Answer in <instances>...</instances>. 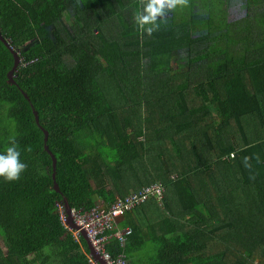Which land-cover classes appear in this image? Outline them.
<instances>
[{
    "label": "trees",
    "instance_id": "1",
    "mask_svg": "<svg viewBox=\"0 0 264 264\" xmlns=\"http://www.w3.org/2000/svg\"><path fill=\"white\" fill-rule=\"evenodd\" d=\"M146 3L0 0L19 60L11 84L0 39V152L15 141L26 165L0 178V264H88L58 205L146 190L113 261L264 264V0L232 21L230 0H184L151 35Z\"/></svg>",
    "mask_w": 264,
    "mask_h": 264
},
{
    "label": "built area",
    "instance_id": "2",
    "mask_svg": "<svg viewBox=\"0 0 264 264\" xmlns=\"http://www.w3.org/2000/svg\"><path fill=\"white\" fill-rule=\"evenodd\" d=\"M156 194L161 195L163 191L159 188H152ZM150 191L146 190L142 195L140 193L137 196L128 195L124 198H116L113 204L106 209H91L89 211H76L71 210L70 215L73 223L86 234L87 239L91 245L94 254L103 261L104 264H124L121 255L114 261L110 258L109 254L105 250V246L111 234L115 230V221L118 217L125 212L131 211L137 204L146 199L145 194L148 195ZM60 213V221L64 227H66V216L63 214V207L58 206ZM78 232H75L77 234ZM129 233L128 229H124L122 232L116 230L112 234L119 240L121 246L123 244V236ZM88 264H96L94 256H87Z\"/></svg>",
    "mask_w": 264,
    "mask_h": 264
},
{
    "label": "clouds",
    "instance_id": "3",
    "mask_svg": "<svg viewBox=\"0 0 264 264\" xmlns=\"http://www.w3.org/2000/svg\"><path fill=\"white\" fill-rule=\"evenodd\" d=\"M183 3H184V0H147V3L144 5V8H143V13L138 15L136 18V23L144 29L145 33H147L148 35H151V33L158 28V25L156 23L157 17H163L165 15L166 9L170 10L174 7H177L178 5H182ZM18 65H19V60H18ZM20 156H21V152H20L18 146L16 145L15 141H11L9 146H7L3 150V152H0V178H2L5 181H9V182L19 179L20 174L24 171V169L26 167L25 163H23L21 161ZM116 198H120V197H116ZM116 198H115V200H116ZM61 206L63 207V214H65V216H66V219H65L66 228H68L70 231H73V233L78 232L76 234V236L80 235V232H83V230L79 229L73 223L70 213H69V218H70L71 222L78 229L73 230V229H70L69 227H67L68 226L67 225L68 216L66 214L64 202H63V205H61ZM110 206H111V204L107 208H105L102 205H99L98 207L92 208V209L106 210ZM71 210H74V209H70V211ZM58 211H59V209H58ZM76 211H84V210L81 209V210H76ZM129 212H125V213H129ZM124 214L116 219L115 226H114L115 230H119L118 225L123 220ZM59 217H60V213H59ZM85 236H86V234H85ZM86 238H87V236H86ZM89 255H91V254L89 253ZM91 256H93V255H91Z\"/></svg>",
    "mask_w": 264,
    "mask_h": 264
},
{
    "label": "water",
    "instance_id": "4",
    "mask_svg": "<svg viewBox=\"0 0 264 264\" xmlns=\"http://www.w3.org/2000/svg\"><path fill=\"white\" fill-rule=\"evenodd\" d=\"M1 39V38H0ZM2 40V39H1ZM0 40V41H1ZM3 44L6 45V47L10 50V52L12 53V56H13V59H14V63H13V66L11 68V70L8 72L7 74V79L9 81V83L13 84L14 82L12 81V77H13V74L15 73V71L17 70V66H18V57L15 53H13L12 49L9 48V46L5 43V41H3ZM35 116V121H37V117L36 115ZM37 123V122H36ZM44 133V139H43V142H44V150L50 155V158L52 160V168H53V174H52V179H53V189L54 191L58 192V188H57V185L54 181V177H55V174H54V171H55V166H56V160L55 158L53 157V155L48 151L47 149V146L45 145L46 141H47V132H43ZM64 202V206H65V209H66V214L68 216V223L67 225L70 227V229H73V230H77L78 228L71 222L70 218H69V213H70V208L68 206V203L66 200H63ZM80 235L83 237V239L86 241V245H87V248H88V251L91 255H93L97 261L98 264H104L103 261H101L93 252L85 234L83 232H80Z\"/></svg>",
    "mask_w": 264,
    "mask_h": 264
},
{
    "label": "rangeland",
    "instance_id": "5",
    "mask_svg": "<svg viewBox=\"0 0 264 264\" xmlns=\"http://www.w3.org/2000/svg\"><path fill=\"white\" fill-rule=\"evenodd\" d=\"M182 7V6H181ZM244 8H245V0H230V4L227 7V18L228 21L237 20L244 15ZM168 9L165 10V15L161 18L169 17ZM69 227V226H67ZM70 228V227H69ZM124 229H120L118 231L122 232ZM75 236V232L73 233ZM1 244V241H0Z\"/></svg>",
    "mask_w": 264,
    "mask_h": 264
},
{
    "label": "crops",
    "instance_id": "6",
    "mask_svg": "<svg viewBox=\"0 0 264 264\" xmlns=\"http://www.w3.org/2000/svg\"><path fill=\"white\" fill-rule=\"evenodd\" d=\"M101 205V203H99ZM119 223V222H118Z\"/></svg>",
    "mask_w": 264,
    "mask_h": 264
},
{
    "label": "bare ground",
    "instance_id": "7",
    "mask_svg": "<svg viewBox=\"0 0 264 264\" xmlns=\"http://www.w3.org/2000/svg\"><path fill=\"white\" fill-rule=\"evenodd\" d=\"M124 238V237H123Z\"/></svg>",
    "mask_w": 264,
    "mask_h": 264
}]
</instances>
